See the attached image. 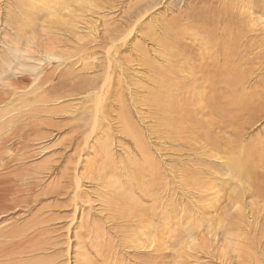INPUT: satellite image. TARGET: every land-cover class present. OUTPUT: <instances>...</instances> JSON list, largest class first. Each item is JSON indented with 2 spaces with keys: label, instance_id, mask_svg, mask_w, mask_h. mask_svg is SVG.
<instances>
[{
  "label": "rangeland",
  "instance_id": "1",
  "mask_svg": "<svg viewBox=\"0 0 264 264\" xmlns=\"http://www.w3.org/2000/svg\"><path fill=\"white\" fill-rule=\"evenodd\" d=\"M15 1L0 0V86L4 83V87H0V94L5 92L4 96L0 95V264H106L112 257L115 256L114 260L116 259L115 254L106 252L107 246L113 249L119 246L122 261H127L124 264H264V190H261L264 189V0H209L210 7L214 10L212 18L216 19L206 25L209 30L204 33L194 27L191 28V38L182 35L186 53L182 52L185 55L177 60L178 65H175L173 73L168 72L178 83L176 85L173 82V89L169 88L170 104L173 107H186L178 111L182 118H176L175 123L179 127L174 132L176 134L154 124L157 114L147 101L150 97L148 90L153 89V85H150L152 82L148 79L150 72L134 62L138 53L134 49V43L141 44L146 55L152 53L150 56L154 53L149 47H154L151 46V41L142 39L136 21L121 37L118 36L112 43L106 42L99 31H102L104 25H109L111 19L114 20V25L119 24L117 18L121 14L120 10H114L113 14L106 0H77L82 6H76L75 11L66 9V12L73 14L70 20L64 21L65 25L58 27V33H54L52 38L48 35L40 37L47 40L43 42L50 43L51 48L45 49V52L36 49L29 37L26 40L17 38L13 31L15 28L8 26V10L12 4L15 6ZM132 2L135 3L134 0H124V6L120 9L125 10V7L128 11ZM179 2L180 0H172L162 7L161 3L155 12H160L166 20L180 10L179 6L184 8ZM207 3L204 0L196 1L197 6ZM89 4H93V7ZM113 15L117 17L113 19ZM142 17L138 19L143 22L140 27L157 28L156 21L160 22L159 17L150 19L146 14ZM213 31L217 39L213 37ZM207 33L209 37L210 33L216 39L213 41L216 44H219L218 40L223 41L229 36L228 39L233 40L234 55L228 56L229 49L217 46L220 52L219 62L212 65H221V58L225 60L227 57L226 61L235 59L236 66L226 67L224 71L234 73L235 81L239 76L234 93L240 95V99L247 105H255L249 112L236 114L232 123L222 124L209 110L203 111L208 107L204 102L207 97L202 94L209 88L214 92L219 91L220 94L215 92L217 97H222H218V101L220 104L226 102L222 107L230 109L225 101V96L228 95L225 88H207L205 85L202 89L205 87L206 91L198 88L202 85L199 82L202 81L199 67L209 70L212 66L208 56L202 55L204 52L201 51L207 46L201 41L208 40ZM209 44L208 49L214 50ZM50 49H53L52 52ZM48 51L53 55L48 57L45 54ZM16 55L28 59L24 60L20 56L21 62ZM152 58L163 62L158 60L157 55ZM201 58L202 61L199 60ZM29 64L30 67H34L33 64L37 67V74L34 76L25 73L29 77L27 81L19 68ZM84 66L90 67V70H85L88 78L99 74L90 79L92 85L95 82L97 85L90 88L88 95L72 91V94L66 96L76 79L72 75L67 79L69 86L65 84V91L59 92L64 93L65 97L53 102L60 94H47V89L57 84L58 80L55 76L49 78L47 83L46 74L54 75L55 70L59 75L68 67L75 70ZM10 68L9 71L14 72L15 76L9 73ZM210 78L213 79L212 76ZM111 90H117L116 93L120 95L112 94ZM196 91H202V94ZM195 94L202 95V98ZM50 97L51 103L46 100ZM122 105V111L129 116L127 120L130 126L132 123L136 128L131 131L140 133L142 144L148 143L150 157L157 163L154 173L158 182L151 193L153 200H146L144 196L131 192L133 198L141 199L143 204L150 205L153 202V211L145 213L148 220L139 224L145 227L151 224L154 226L153 233L157 232V236L152 233L146 237L140 236L138 248H132L129 244L132 238L124 234L130 231H127L130 227L134 231L141 229L137 226L138 216H131L127 221V215L121 217L123 211H110L107 208L113 202L119 204L118 194L128 193L136 186H127L124 182L127 181L126 177L129 180L133 176L128 170L125 174L120 170L129 167L131 157L140 158L132 137L120 132L121 120H117L113 113L114 111L117 115L116 111L119 113ZM57 106L56 114H44V109ZM109 107H112L110 114ZM3 112L8 113L2 115ZM34 114L39 117H34ZM46 119H50L54 125L58 124L51 127L44 123ZM107 125L109 131H106ZM25 129L28 130L27 133ZM203 130H206L215 146L196 136ZM29 132L32 133L28 135ZM235 140L238 141L236 145ZM242 144L248 146L241 148ZM235 150H243L249 155L251 171L246 178H236L232 170L229 169L230 172L225 166L224 158L231 156ZM107 155L114 169L118 170L114 175H107L111 176L115 186L109 183L96 186L98 178L89 179V173L84 167L88 168L92 157ZM253 162L256 165L253 166ZM96 166L93 167L96 168L94 173L100 171ZM253 169L261 178L255 179ZM254 184L258 185L254 186L257 191ZM247 187L251 189L247 191ZM194 224L195 227L198 226L195 232L186 234V227ZM47 229L49 230L46 231ZM146 231L147 229H143V232ZM156 238L159 239L158 244ZM123 240L128 241L126 246L121 244ZM89 243L94 245L90 246ZM156 246L160 250H156Z\"/></svg>",
  "mask_w": 264,
  "mask_h": 264
},
{
  "label": "bare ground",
  "instance_id": "2",
  "mask_svg": "<svg viewBox=\"0 0 264 264\" xmlns=\"http://www.w3.org/2000/svg\"><path fill=\"white\" fill-rule=\"evenodd\" d=\"M12 1V0H11ZM135 3L131 4L128 6V8L130 7V9L127 11V9L125 7H123L125 10H121L120 8L122 6H124V0H106V3L108 4V8L111 12H114L117 11V10H120L119 12H121V14L119 15V17L117 18L120 23L119 24H115L114 25V20L111 19V22L109 23V25H104L103 26V29L102 31H99L101 32V37H103V39H105L106 42H109V43H112V41L116 40L117 37H121V35L126 31L128 30L129 26L132 25L133 23H135L136 21V24H137V27L140 28V31H141V36H142V39H147L148 41H151V46H153L154 48H151L149 47L153 52L154 54L152 56L150 55H146V51L142 48V45L139 44L138 42H135L134 43V49L137 50V55L135 57H137L134 61L136 62V64L138 66H142V67H145L147 68V70L150 72V78H148L152 84L150 85H153V89L151 90H148L150 92V97L148 98V103L153 106L156 114H157V117L155 118L156 121L154 122L155 125L158 126H161V127H165L167 130H170L171 133L173 134L175 131H178L177 129L179 127L176 126V118L177 119H180L182 118L178 111H180V109L184 108V107H173L172 104H170V101L169 100V88L171 86H173V82L174 79L171 74H168V72L170 73H173L172 71L174 70V68L178 65L177 64V60L179 61L180 57L182 55H185L184 53L182 52H185L186 53V46L184 43H182V35L185 36L187 35L188 38H191L190 34L193 32L192 29L194 27L198 28L201 30V32H204L206 33L207 32V27L206 25H209L213 22V20H216L215 18H212L213 14H214V10L211 9L210 7V1L209 0H204L206 3L209 1V3H207L206 5L204 6H197L196 5V1L197 0H180L179 3H182V5L184 6V8H181V6H177L178 9L180 10H177V13L176 14H173L171 15L170 17H167L166 20H164V15L162 14H159V13H156L155 12V9L156 7H158L159 4L162 3L161 7L163 5H168L170 4V2L172 0H134ZM131 2V1H130ZM105 3V5H106ZM86 4V3H85ZM72 8H70L71 6ZM93 4H89V6H92ZM214 5V4H213ZM7 6V5H6ZM70 6V7H69ZM81 7L82 6V3H80L79 1L77 0H16L15 1V6H13V4L10 6L9 10H8V14H7V19H9V24L8 26H11L10 28H15L13 31L15 32L14 35L19 38V39H22V40H26V38L29 39L30 43L33 44L36 49L39 48V49H42L43 51L46 49L48 50V48L50 47V43L48 42H43L44 40L46 39H41L40 37H42V35H48L49 38H52L53 37V34L56 35V33H58V27H60V25H63L64 24V21L66 19H69L71 17V14L73 13H68L66 12L67 10H73L75 11V7ZM88 6V5H86ZM114 6H116L115 8H113ZM93 7V6H92ZM127 7V5H126ZM89 8V7H88ZM102 8V7H101ZM67 9V10H66ZM107 9V8H106ZM108 10V9H107ZM115 10V11H114ZM10 11V12H9ZM79 11V10H78ZM92 12V11H91ZM112 14V13H111ZM147 15L151 18H156V17H159L160 18V22L156 21L157 22V28H147L146 26L145 27H140L141 24H143V22H139V18H143L142 16L143 15ZM76 15V14H75ZM96 15V14H95ZM225 16V15H224ZM112 17V16H111ZM110 17V18H111ZM117 17L116 15L114 16L113 15V19ZM216 17V16H215ZM229 17V16H228ZM91 19V18H90ZM70 20V19H69ZM156 20V19H155ZM106 22V21H105ZM117 22V21H116ZM228 22V21H227ZM155 24V23H154ZM65 25V24H64ZM145 25V24H144ZM156 25V24H155ZM183 25V26H182ZM46 26V27H45ZM100 26V25H99ZM133 26V25H132ZM233 27V26H232ZM97 28V27H96ZM192 28V29H191ZM227 28V27H226ZM197 29V30H198ZM216 29V28H215ZM223 29V28H222ZM232 29V28H231ZM62 30V29H61ZM101 30V29H100ZM134 30V29H133ZM195 30V31H197ZM209 30V29H208ZM68 31H71V29H68ZM93 32V30H91ZM131 31V30H129ZM135 32V31H134ZM132 32V33H134ZM137 32H138V29H137ZM211 32V31H210ZM98 33V32H97ZM127 33V32H126ZM157 33V34H156ZM159 33V34H158ZM65 34V33H64ZM140 34V33H139ZM231 34V33H230ZM59 35V34H58ZM130 35V34H129ZM138 35V34H137ZM199 35V34H198ZM210 37L208 36V33H207V37H208V40L205 39V42L203 40H201L203 43L207 44V46L203 47L204 49H201V51H203L204 53L202 55H204L205 57L208 56V59H209V63L212 65V64H218L219 62V55H220V52H218V47L217 46H221L223 48H227L229 49V53H228V56H231L234 55V43H233V40H230L228 38L224 39L223 41L221 40H218L219 41V44H216L215 41L217 38V36L215 37L214 35V31H213V37H215L216 39H214L211 34L209 33ZM43 36V38H45ZM70 36V35H69ZM100 36V35H99ZM125 36V35H124ZM135 36V35H134ZM139 36V35H138ZM56 37V36H55ZM54 37V38H55ZM136 37V36H135ZM57 38V37H56ZM126 38H127V35H126ZM130 38V37H129ZM232 38V37H231ZM124 39V37H123ZM134 39V38H133ZM128 40V39H127ZM47 41V40H46ZM104 41V42H105ZM124 41V40H123ZM209 41V43L207 42ZM23 42V41H22ZM132 42V41H131ZM134 42V41H133ZM140 42V41H139ZM213 42V43H212ZM121 43V42H120ZM146 43V42H145ZM202 43V44H203ZM212 43V45H211ZM98 44V43H97ZM122 44V43H121ZM208 44L211 45L212 47H214V50H209L208 49ZM27 45V44H26ZM109 46V44H107ZM127 46V45H126ZM94 47H97L94 45ZM114 47V45H113ZM123 47V46H121ZM128 47V46H127ZM133 47V46H131ZM130 47V48H131ZM146 47V46H145ZM21 48V47H20ZM51 48V47H50ZM109 48V47H107ZM125 48V47H124ZM129 48V49H130ZM148 48V47H147ZM220 48V47H219ZM16 49V48H15ZM14 49V51H15ZM22 49V48H21ZM113 49V48H112ZM120 49V48H119ZM132 49V48H131ZM213 49V48H212ZM45 50V52H46ZM53 50V49H50V51ZM111 49L109 48V51ZM124 50V49H123ZM135 50V51H136ZM221 50V48H220ZM9 51V50H8ZM20 51V50H18ZM113 51V50H112ZM111 51V52H112ZM125 51V50H124ZM127 51V50H126ZM125 51V52H126ZM225 51V50H224ZM17 52V49L16 51ZM38 52V51H37ZM52 52V51H51ZM63 52V51H62ZM116 52V51H115ZM23 53V52H22ZM110 53V52H109ZM201 52H199V55H200ZM27 54V53H26ZM48 57H50L51 54H49V51L48 53H45ZM117 54V53H116ZM119 54V53H118ZM122 54V53H121ZM131 54V53H130ZM139 54V56H138ZM219 54V55H218ZM43 55V54H42ZM51 55V56H52ZM56 55V54H55ZM133 55H134V52H133ZM154 55H157V57L159 58L158 60H162L163 62H157V60L153 59L152 57ZM223 54H221L222 56ZM17 56V55H16ZM19 55L18 58H20V61H21V56ZM106 56H108L106 54ZM224 56V55H223ZM29 57V55H28ZM55 57V56H54ZM69 57V56H67ZM194 57V56H193ZM225 57V56H224ZM17 58V59H18ZM27 58V57H26ZM25 58V59H26ZM64 58V61H65V57ZM62 58V59H63ZM185 58V57H184ZM198 58V56H197ZM227 58V57H226ZM226 58L225 60L221 58L222 60V63L221 65H219L218 67L212 65L211 66V69H204V67H199L198 71L200 72V75L199 77L202 79V81H199V82H202V85L198 86L201 87L202 89V86L205 85V87L209 88V87H217L218 86L222 89V88H225L226 90V93L228 95L225 96V101L228 102V104L230 105V109L228 110H225L223 107H222V104L223 103H226V102H223L220 104V102L218 101V97H220L218 95V97L216 96L217 93L214 92V90H212L211 88H209L207 90V92L204 94H202V91L207 88L203 87L202 91L201 92H197V93H200L203 95V97H207V101L205 100V104H206V107L207 110H203V111H206V112H209L211 115H213L214 118H216L218 121H220V123L222 124H228L229 122L232 123L231 121L233 119H235V115L236 114H239L241 112H249L250 110H252V108L255 106V105H247L245 102H243L241 99H240V95H236V93H234V91L236 90V87H235V82H238V80H240L239 76L237 78V80L235 81L233 75L234 73H229V72H226L224 71L226 69V67H230L232 68L233 66L235 67L236 66V60L235 59H229L226 61ZM24 59V57L22 58ZM24 59V60H25ZM28 59V58H27ZM26 59V60H27ZM37 59V58H35ZM69 59V58H68ZM104 59V58H102ZM182 59V58H181ZM186 59V58H185ZM23 60V61H24ZM39 60V59H38ZM200 61L203 60V58L199 59ZM67 61V60H66ZM65 61V62H66ZM22 62V61H21ZM38 62H41V61H38ZM93 62V61H92ZM102 62V61H101ZM110 62V61H109ZM176 62V63H175ZM187 62V60H186ZM17 63H20V62H17ZM27 63V62H26ZM105 63V61H104ZM103 63V64H104ZM123 63V62H122ZM125 63V62H124ZM129 63V62H128ZM175 63V64H174ZM21 64V63H20ZM25 64V63H24ZM32 64V63H31ZM85 64V63H83ZM99 64V63H98ZM22 65V64H21ZM47 65V64H46ZM81 65V64H80ZM176 65V66H175ZM10 66V65H9ZM20 66V65H19ZM28 65H23L22 68H19L20 69V73H23V77L25 78V80L27 79L28 81V78L26 76L27 73L31 74V75H34L36 76L37 74V67H35V65L33 64L32 66L34 67H30V64L28 67H26ZM64 66V65H63ZM93 66V64H92ZM107 66V65H106ZM110 66V65H109ZM117 66V65H116ZM182 66V65H181ZM11 67V66H10ZM65 67H67L65 65ZM80 67V66H79ZM75 68L74 69H71L68 67V69H66L65 71H63L62 73H60L59 75L56 73V71L54 72L53 70V73L54 75L51 73V74H46V82L48 83V79L49 78H53L56 76L58 82L57 84H55L54 86H52L51 88L47 89L48 93L47 94H53V93H56V92H61V91H65V87L66 86H69V81L67 82V79L74 75L76 76V79L75 81L70 85V89L68 91V93H66L65 95L68 96L70 94H72V91H76L77 93H85L86 95H88L90 93V88H93L95 87L97 84L95 82V84L92 85L91 83V80L90 79H94V77H98V75L94 74L92 77L93 78H88V76H86L85 74V70H90V67H81V68ZM260 67V66H259ZM17 68V69H18ZM38 68H42V67H38ZM97 68V67H96ZM183 68V66H182ZM18 69V70H19ZM44 69V68H43ZM64 69V68H63ZM229 69V68H228ZM11 71V68L8 69V71ZM15 70V68H14ZM17 70V71H18ZM57 70V69H56ZM179 70H181L179 68ZM230 70V69H229ZM11 74H13L12 72H10ZM42 71V70H41ZM44 71V70H43ZM121 71V70H120ZM224 71V72H223ZM6 72V71H5ZM5 72H3V74H5ZM176 72V71H175ZM182 72V71H181ZM7 73V72H6ZM18 73V72H17ZM20 73H19V77H20ZM26 73V74H25ZM50 73V72H49ZM236 74V73H235ZM253 74V73H252ZM8 75V74H7ZM14 75V74H13ZM12 75V76H13ZM15 76V75H14ZM39 76H42V75H39ZM91 76V75H90ZM177 76V75H176ZM213 77V79H211L210 77ZM235 76V77H236ZM22 77V78H23ZM43 77V76H42ZM184 77V76H183ZM241 77V76H240ZM21 78V80H22ZM23 78V79H24ZM175 78V77H174ZM180 78V77H179ZM186 79V78H185ZM55 80V79H54ZM107 80V79H106ZM180 80V79H178ZM234 80V82H233ZM40 81V80H39ZM44 81V80H43ZM242 81V80H241ZM23 82V81H22ZM38 82V81H37ZM150 82V83H151ZM185 82V81H184ZM41 83V82H40ZM46 83V84H47ZM50 83V82H49ZM176 83V82H175ZM180 83H182L180 81ZM241 83V82H240ZM52 84V83H51ZM66 84V86H65ZM178 83H176L177 85ZM186 84V83H185ZM242 84V83H241ZM6 85V84H5ZM39 85V84H38ZM8 86V85H6ZM5 86V88H7ZM31 86V84H30ZM222 86V87H221ZM239 86V85H238ZM237 86V87H238ZM0 87H4V83H3V86L1 85ZM33 87V86H32ZM97 88V87H96ZM95 88V89H96ZM102 88V87H101ZM172 88V87H171ZM213 88V89H214ZM216 88V89H217ZM246 88V87H245ZM244 88V89H245ZM8 89V88H7ZM94 89V90H95ZM173 89V88H172ZM106 90V89H105ZM146 90V89H145ZM218 90V89H217ZM2 91V90H0ZM10 91V90H9ZM96 92V91H95ZM112 94H117V90H111ZM147 92V91H146ZM148 92V93H149ZM222 92V91H221ZM224 92V91H223ZM222 92V93H223ZM233 92V93H232ZM27 93V92H26ZM97 93V92H96ZM174 93V92H173ZM2 94V93H1ZM0 94V95H1ZM7 94V92H6ZM10 94V93H9ZM59 97H56V99L53 100V102H56L58 99H61L64 96V93H59ZM199 95V97L202 98V95ZM220 94V92H219ZM230 94V95H229ZM3 96L5 95V92H3L2 94ZM12 95V94H11ZM14 95V94H13ZM117 95H120V94H117ZM196 95V94H195ZM194 95V96H195ZM196 95V96H198ZM243 95V94H242ZM246 95V94H245ZM2 96V97H3ZM178 96H181L178 94ZM195 96V98H196ZM1 97V98H2ZM6 97V96H5ZM3 97V98H5ZM10 97V96H9ZM8 97V98H9ZM70 97V96H69ZM95 97V96H94ZM7 98V97H6ZM17 98V97H16ZM22 98V97H21ZM24 98V97H23ZM174 98V97H173ZM198 98V97H197ZM222 98V97H220ZM243 98V96H242ZM251 98V97H250ZM119 101H122L121 98H118ZM184 99V98H183ZM1 100V99H0ZM15 100V99H14ZM22 100V99H21ZM47 102H50L52 101V98L50 97L49 99H46ZM92 100V99H91ZM185 100V99H184ZM4 101V100H3ZM35 101V100H34ZM145 101V100H144ZM203 101V100H202ZM201 101V102H202ZM251 101V100H250ZM2 102V101H0ZM12 102V101H11ZM25 102V101H24ZM23 102V103H24ZM30 103V101H28ZM38 102V101H37ZM106 103V102H105ZM120 103V102H118ZM186 103V102H185ZM16 104V103H15ZM28 104V103H27ZM98 104V103H97ZM227 104V103H226ZM12 105V104H11ZM10 105V106H11ZM26 105V104H24ZM229 105H226V106H229ZM8 106V105H6ZM21 106V105H20ZM203 106V104H202ZM59 106H57L56 108H47V109H44V114H47L48 116H52L53 114H56L57 112V108ZM116 107V106H115ZM120 107V106H119ZM118 107V108H119ZM225 107V106H224ZM3 108V107H2ZM8 108V107H6ZM13 108V107H12ZM117 108V107H116ZM124 106L122 105L119 113L118 111L117 112V115L115 114V112L113 111L114 115L116 116V119L117 120H121V123L122 125L120 124V132H122L123 134H126V136H131L133 141H134V145L137 147V150H138V154L140 155V158L136 159V158H133L131 157L128 161V165L129 167H124L123 169H120L124 174L127 173V170L130 171V173L132 174L133 178L132 179H126L127 181H124L127 186L130 184H134L136 185L135 188H131L130 189V192L128 193H124V194H118L117 196V199L119 201V204L118 203H111V205L107 206L108 210L110 211H123L121 212V217L124 218V216L127 215V217H125L128 220L131 219V216L135 217L136 215L138 216V222H137V226L141 227L140 230H136L134 231V228H129L127 229L130 230L129 232H126L124 234H126L128 237L132 238L130 239V242L129 244H131V247L132 248H138L139 246V238L140 236L141 237H146V235H151L152 234H155V236H157V232L156 233H153V230L152 228H154V226L152 227L151 224H147L148 227L144 226L143 224H139V223H143L145 220H148L147 217H146V212L147 211H153V202L152 204L150 205H146V204H143V202H141V199L138 200V199H135L133 198V195L131 194V192H134V193H138L139 195H142L145 197L146 200H151L152 198V195L151 193H153V189L156 185V183L158 182V180H156V176H155V173H154V169L157 165V163L155 161H153V159H151V155H150V148L147 143V145H143L142 142H141V137H140V133L138 132L137 133H134L132 130H134L135 126L131 123V126L127 120V112H123ZM9 109V108H8ZM103 109V108H102ZM152 109V108H151ZM186 109V107L184 108ZM19 110V109H18ZM108 110V108H107ZM209 110V111H208ZM5 111V109H4ZM7 111V109H6ZM112 111V107H109V110H108V113ZM128 111V110H127ZM2 112V110H1ZM9 112V110H8ZM8 112H3L2 115L7 114ZM30 112V111H28ZM104 112V111H103ZM184 112V110H183ZM32 113V112H31ZM65 113V112H64ZM94 113V112H93ZM107 113V114H108ZM111 113V114H113ZM43 114V113H42ZM110 114V113H109ZM119 114V116H118ZM130 114V113H128ZM24 115V114H23ZM31 116H33L31 114ZM30 116V117H31ZM63 116V115H62ZM106 116V115H105ZM113 116V117H115ZM228 116V117H226ZM34 117H39L37 115L34 114ZM107 117V116H106ZM112 117V118H113ZM20 118V117H19ZM36 118V120H38ZM185 118V117H184ZM51 119V118H50ZM50 119H46V121L44 122L45 124L53 127V126H56L58 123H55L56 125H54L52 123V121ZM133 119V117H132ZM34 120V119H33ZM32 120V121H33ZM40 120V119H39ZM105 120V118H104ZM29 121V120H28ZM35 121V120H34ZM84 121V120H83ZM86 121V120H85ZM94 121V120H93ZM20 122V121H19ZM37 122V121H36ZM95 122V121H94ZM93 122V123H94ZM198 122V121H197ZM196 122V123H197ZM215 122V121H214ZM5 124V121L3 122ZM28 123V122H27ZM26 123V124H27ZM35 123V122H33ZM104 123V122H103ZM207 123V122H206ZM2 124V123H1ZM23 124V123H22ZM21 124V125H22ZM24 124V125H26ZM99 125V123H97ZM108 124V123H107ZM30 125V123H29ZM32 125V124H31ZM44 125V124H43ZM62 125V124H61ZM65 125V124H64ZM97 125V127H98ZM205 125V124H204ZM203 125V126H204ZM219 125V124H218ZM28 126V125H27ZM26 126V127H27ZM108 126V125H107ZM181 126V125H180ZM32 127V126H31ZM96 127V126H95ZM156 127V126H155ZM184 127V126H183ZM28 128V127H27ZM33 128V127H32ZM22 129V127H21ZM29 129V128H28ZM96 129V128H95ZM136 129V128H135ZM26 130V133H27V129ZM34 130V129H33ZM37 130V129H36ZM61 130V129H60ZM100 130V129H99ZM32 131V130H31ZM77 131V130H76ZM101 131V130H100ZM106 131H109V126H108V130ZM139 131V130H138ZM169 131V132H170ZM208 131V130H207ZM37 132V131H36ZM158 132V131H157ZM238 132V131H237ZM12 133V132H11ZM32 133V132H29L28 135ZM35 133V132H34ZM102 134V133H101ZM105 134V133H103ZM171 134V135H172ZM176 134V133H174ZM211 134V133H210ZM73 136V135H72ZM113 136V135H112ZM176 137L178 135H175ZM180 136V135H179ZM198 138L202 137L204 139H206L207 141H209V144L211 146H215V143L214 141H211L212 139H210V136L207 134L206 130L200 132L198 135H196ZM173 137V136H171ZM70 138V137H69ZM217 138V137H216ZM26 139V138H25ZM105 139V138H104ZM180 139H182L180 137ZM87 140V139H86ZM122 140V139H121ZM218 140V139H217ZM119 141V140H118ZM132 141V143H133ZM146 141V140H145ZM86 142V141H85ZM110 142V141H109ZM125 142V141H124ZM232 142V141H231ZM230 142V143H231ZM102 143V142H101ZM119 143V142H118ZM238 143L237 140H235V145ZM120 144L122 145V142L120 141ZM124 144V143H123ZM103 145V144H102ZM106 145V144H104ZM133 145V146H134ZM119 146V145H118ZM124 146V145H123ZM122 146V147H123ZM130 146V145H129ZM134 146V147H135ZM209 146V147H211ZM228 146V145H227ZM248 146L247 144H242L240 147L243 148V147H246ZM205 147V146H204ZM203 147V148H204ZM207 147V146H206ZM238 147V146H236ZM202 148V147H201ZM220 148V147H219ZM241 148H238L239 150ZM206 149V148H204ZM237 149V148H236ZM81 150V149H80ZM208 150V149H207ZM210 150V149H209ZM234 150V149H233ZM231 150V151H233ZM239 150H235L234 153H231L229 157H225L223 156V158L225 159L224 160V163H225V166L228 168V170H232V173L234 174L233 176H236V178H246L247 174L251 171V164L248 160V154L247 153H244L243 150L239 151ZM110 152V150H108ZM134 152V150H132ZM212 151V150H210ZM239 151V152H238ZM99 152V151H98ZM103 152V151H102ZM125 152V151H124ZM214 152V151H213ZM238 152V154L236 153ZM128 153H130L128 151ZM215 153V152H214ZM224 153H226L224 151ZM235 153L237 155H235ZM98 154V153H97ZM102 154V153H100ZM113 154V153H112ZM137 154V155H138ZM213 154V153H211ZM234 154V155H233ZM124 155V154H123ZM128 155V154H127ZM134 155V154H133ZM263 155V153H262ZM261 155V156H262ZM111 156V155H110ZM213 156V155H211ZM127 157V156H126ZM264 156H262L263 158ZM216 159V158H215ZM115 160V159H114ZM100 161V163H99ZM121 161V160H120ZM91 164L88 165V168L85 166L84 169L85 171L87 170V173H89V179L91 178H94V177H97L98 181H96V186L98 184H111L115 186L114 182L111 180V176L107 177V175H109L108 173L111 174H115L118 173V170L114 169V165L112 163V161L109 159L108 155L107 156H104V157H101V156H94L90 159L89 161ZM125 162V161H124ZM208 162V161H207ZM115 163V162H114ZM117 163V162H116ZM127 163V162H126ZM118 164V163H117ZM207 164V163H206ZM211 164V163H210ZM97 165L98 168H99V172H96V168L95 171L93 169V167ZM212 165V164H211ZM256 165L255 162H253V166ZM96 166V167H97ZM206 166V165H205ZM208 166V165H207ZM158 168V166H157ZM225 169V168H224ZM227 170V169H225ZM229 170V171H230ZM181 173H185L184 171L180 170ZM61 172V171H60ZM231 172V171H230ZM253 172H255V179L256 178H261L260 174L256 172L255 169H253ZM61 174V173H60ZM113 174V175H114ZM199 174V173H198ZM69 175V174H68ZM119 175V174H118ZM122 175V174H121ZM119 178V177H118ZM1 179V178H0ZM65 181V180H64ZM67 181V180H66ZM69 182V181H68ZM118 185V184H117ZM80 186V185H79ZM255 186V184L253 185V187ZM256 186H258L256 184ZM255 186V187H256ZM2 187V186H1ZM125 187V186H124ZM252 187V188H253ZM254 187V188H255ZM260 187V186H259ZM121 188V187H120ZM241 188V187H240ZM244 187H242L241 189H243ZM74 189V187H73ZM240 189V190H241ZM246 189V188H245ZM245 189H244V193H245ZM251 187H247V191L250 190ZM255 190L257 191L258 189L255 188ZM261 190H264V189H261ZM80 191V190H79ZM152 191V192H151ZM252 191V190H251ZM253 192V191H252ZM261 192V191H260ZM264 192V191H263ZM115 193V192H114ZM156 193V192H155ZM81 194V193H80ZM128 194H131V195H128ZM242 194V193H241ZM259 195V194H258ZM153 200V199H152ZM155 205V203H154ZM164 211V210H163ZM153 213V212H152ZM148 216V215H147ZM161 217V216H160ZM126 219H124L126 221ZM152 219V217L150 218ZM88 221V220H87ZM200 226V225H199ZM143 227V228H142ZM195 228H198L195 227V224L192 225V226H188L186 227V234H189L191 233L192 231L195 232ZM143 229H147L146 232H143ZM19 230V229H18ZM43 230V228H42ZM49 229H47L46 231H48ZM165 231V225L163 226V232ZM161 234V233H160ZM159 234V235H160ZM1 235V234H0ZM9 235V234H8ZM21 235V234H20ZM98 235V234H97ZM153 235V239H155V237ZM5 237V236H4ZM97 237V236H96ZM125 237V236H124ZM162 238V237H161ZM157 241L156 243L158 242L159 243V239L156 238ZM99 241V240H98ZM104 241V240H103ZM133 241V242H131ZM98 243V242H97ZM103 243V242H102ZM106 243V242H105ZM128 243V241H124L121 243L123 244V246H126V244ZM157 243V244H158ZM107 244V243H106ZM120 244V246H121ZM138 244V245H137ZM41 245V244H40ZM90 245V243H89ZM91 245H94V244H91ZM90 245V246H91ZM95 246H96V243H95ZM122 247V246H121ZM142 247V246H141ZM91 248V247H90ZM98 248V247H97ZM100 248V247H99ZM101 249V248H100ZM104 249V248H103ZM160 250L159 248H157L156 246V250ZM94 250V249H92ZM119 246L118 248H112L111 246H107L106 248V252H111V254H115L116 255V259L114 260L115 256L112 257V259H110L109 261H107L106 264H124L126 260H123V257L119 254ZM99 251V250H97ZM103 251V250H102ZM105 251V250H104ZM94 252V251H93ZM58 253V252H57ZM96 254V253H95ZM101 254V253H100ZM104 255V253H103ZM110 255V254H109ZM99 256V255H98ZM8 257V256H7ZM107 257V256H106ZM109 257V256H108ZM54 258V257H53ZM111 258V257H110ZM103 259V258H102ZM107 259V258H106ZM104 259V260H106ZM109 259V258H108ZM107 259V260H108ZM3 260V259H2ZM8 261V260H7ZM6 262V261H4ZM9 262V261H8ZM16 262V261H15ZM124 262V263H123ZM127 262V261H126ZM156 264V263H154Z\"/></svg>",
  "mask_w": 264,
  "mask_h": 264
}]
</instances>
